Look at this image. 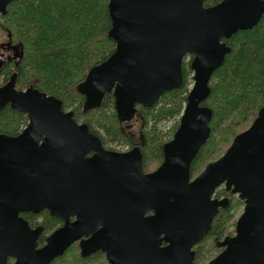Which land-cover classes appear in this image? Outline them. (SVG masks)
Here are the masks:
<instances>
[{
	"label": "water",
	"instance_id": "obj_1",
	"mask_svg": "<svg viewBox=\"0 0 264 264\" xmlns=\"http://www.w3.org/2000/svg\"><path fill=\"white\" fill-rule=\"evenodd\" d=\"M12 1L0 0L1 15ZM204 2L108 0L114 50L76 85L82 112L111 93L118 122H129L137 105L149 108L182 85V62L191 56L193 83L151 172L143 171L138 146L105 149L60 99L32 85L17 89L15 72L0 85V111L9 105L28 120L15 136L0 133V264L7 257L49 264L79 239L82 256L101 250L108 264H193L192 247L229 205L213 197L222 184L244 206L234 235L216 241L223 249L205 264H264V105L219 158L190 175L210 135L212 110L204 102L212 74L231 51L225 39L255 26L264 0ZM6 61L0 58V71ZM44 210L62 225L37 248L43 227L31 228L20 213Z\"/></svg>",
	"mask_w": 264,
	"mask_h": 264
},
{
	"label": "trees",
	"instance_id": "obj_2",
	"mask_svg": "<svg viewBox=\"0 0 264 264\" xmlns=\"http://www.w3.org/2000/svg\"><path fill=\"white\" fill-rule=\"evenodd\" d=\"M219 1L205 0L204 5L211 6ZM0 27L6 31L10 44L20 48V58L6 61L1 69L0 85L15 72L17 89L32 85L60 99L63 110H72L75 120L85 123L105 148L112 149L110 145L120 142L129 148L138 146L145 171L162 162V144L175 132L190 89L191 56L182 62L183 82L179 88L164 92L149 108L136 106L143 126L142 136L135 142L117 120L111 93L104 96L99 108L84 113L81 111L84 97L76 91V85L87 71L114 50L115 43L108 35L111 27L108 0H13L6 13L0 14ZM225 42L231 51L210 79L211 92L204 102L212 110L210 135L191 162V179L226 151L234 136L252 123L264 105V14L251 29L237 31ZM170 119H174L173 125L158 135L161 134L158 125ZM27 122L25 114L9 105L0 111V133L15 136ZM223 194V188L215 193L216 196ZM229 200L228 207L220 209L213 218L209 238L220 239L234 233L243 201L237 196H230ZM28 214L21 215L33 227L36 222H31L34 217ZM37 215L55 219L46 210ZM42 226L38 245L51 230L49 224L42 223ZM197 253L200 255V262L196 260L198 264L207 263L215 256L210 253L207 259L201 250ZM63 258L58 257L51 264H64Z\"/></svg>",
	"mask_w": 264,
	"mask_h": 264
},
{
	"label": "flooded vegetation",
	"instance_id": "obj_3",
	"mask_svg": "<svg viewBox=\"0 0 264 264\" xmlns=\"http://www.w3.org/2000/svg\"><path fill=\"white\" fill-rule=\"evenodd\" d=\"M101 144H102V142H101ZM114 144H117V143H114ZM103 146V145H102ZM134 146V145H133ZM132 146V147H133ZM136 146V145H135ZM104 147V146H103ZM131 147V148H132ZM105 148V147H104ZM111 148L112 149H108V148H105V149H107V150H111V151H116V152H125V151H128L130 148L128 147V145H127V147L125 148V149H120V148H117L116 147V145H113L112 144V146H111ZM142 153V152H141ZM159 166V165H158ZM157 166V167H158ZM142 167H143V164H142ZM157 167H155V168H153V169H151V170H149V171H145L144 169H143V171L145 172V173H147V172H151V171H153V170H155ZM224 189V191H225V194H223V195H221V196H216L215 195V193H216V191L217 190H220V189ZM230 196H237V195H233V194H231L229 191H226V189H225V187H224V185L222 184V185H220V186H218L216 189H215V191H214V195H213V197H215V198H218V199H221V198H228V199H230ZM230 201V200H229ZM243 206H244V203H243ZM243 206H242V210H243ZM228 207V206H227ZM226 207V208H227ZM226 208H220V209H226ZM219 209V210H220ZM218 210V211H219ZM242 210H241V212H242ZM47 211V210H46ZM48 212V211H47ZM241 212H240V214H241ZM23 213H29L27 216L28 217H34V219H32V221L31 222H36V224H35V226H30L31 228H35L36 226H42V223H46V224H49L50 225V227H51V230L48 232V233H46V235H45V237H44V240H43V243L42 244H40V245H38L37 244V248H40V247H42L45 243H46V237L50 234V233H52L55 229H57L58 227H60L61 225H62V221H60L58 218H55V217H53V218H55V219H51L50 217H47V216H43V215H37L36 216V214H33V213H30V212H23ZM23 213H20V216L23 218V219H25L21 214H23ZM41 213V212H40ZM40 213H37V214H40ZM49 214V213H48ZM147 214H152L151 213V211H149V212H147ZM239 214V215H240ZM50 215V214H49ZM217 215V214H216ZM51 216V215H50ZM36 217H37V220H36ZM239 217V216H238ZM26 220V219H25ZM70 220H73V218H71ZM237 220V219H236ZM27 221V220H26ZM213 221V220H212ZM28 222V221H27ZM28 224H29V222H28ZM211 226H212V223H211ZM43 227V226H42ZM234 229H235V225H234ZM210 230H211V228H210ZM210 230L208 231V233L202 238V240L199 242V243H197L196 245H194L193 247H192V249L191 250H193L194 251V258H193V264H198V262H200V255L197 253V251L198 250H201L202 252L204 251V249H201V248H199V246L201 247L208 239H209V232H210ZM42 232H43V230H42ZM42 232H41V234H42ZM40 234V235H41ZM39 235V236H40ZM232 235H234V233L232 234ZM232 235H227V236H232ZM39 236H38V238H39ZM38 238H37V240H38ZM88 237H86V236H84V237H82V240H84V239H87ZM216 238V237H215ZM218 239V238H217ZM220 239H223V238H220ZM219 239V240H220ZM79 243H80V239L79 240H76V241H74L65 251H64V253L61 255V256H63L64 258L62 259V261H63V263L64 264H98V260H100V264H102L103 262H104V264H108V261H107V259H106V256H105V253L104 252H102L101 250H98V251H95V252H93V253H91V254H89V255H86V256H82L81 255V249H80V247H79ZM162 245H166V243H162ZM204 247V246H203ZM217 248H219V251H217V253H215L214 255L216 256L223 248L222 247H217ZM209 254H210V252H208V253H206V255H205V257L208 259L209 258ZM61 256H59V257H61ZM215 256H213V257H215ZM58 258V257H57ZM99 258V259H98ZM56 259V258H55ZM199 259V261L198 262H196V260H198ZM54 260V259H53ZM52 260V261H53ZM15 261H16V259L15 258H13V257H7V260H6V262H7V264H14L15 263ZM51 261V262H52ZM51 262L49 263V264H51ZM52 264H57V262H54V263H52ZM200 264V263H199ZM202 264H205V263H202Z\"/></svg>",
	"mask_w": 264,
	"mask_h": 264
},
{
	"label": "rangeland",
	"instance_id": "obj_4",
	"mask_svg": "<svg viewBox=\"0 0 264 264\" xmlns=\"http://www.w3.org/2000/svg\"><path fill=\"white\" fill-rule=\"evenodd\" d=\"M0 58L3 60H18L20 58V48L19 46H12L9 42L8 35L6 31L0 27ZM190 59V55L186 56L183 60L188 61ZM192 77V73L190 75ZM191 84L189 88L191 87L193 81L190 80ZM180 118V117H179ZM174 119L165 120L162 121L158 125V132L162 135V133L167 132L170 127L173 125ZM179 123V119H178ZM143 126L142 119L138 114L135 115V117L129 121V122H123L121 123L122 129L126 132V134L135 142H139L141 135V127ZM146 129V128H145ZM116 145L117 148L125 149L127 147L126 143L120 142ZM112 146V145H110ZM234 229V228H233ZM224 238V237H222ZM222 240V239H220ZM216 241H219V238H209L202 246L201 249H204L203 254H206L208 252L210 253H217L219 251V248L215 245ZM211 245L215 246V248L211 247ZM204 246V247H203Z\"/></svg>",
	"mask_w": 264,
	"mask_h": 264
}]
</instances>
